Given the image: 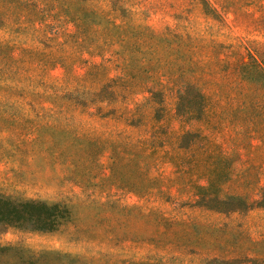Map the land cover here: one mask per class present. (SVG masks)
Segmentation results:
<instances>
[{
    "label": "rangeland",
    "instance_id": "374dc122",
    "mask_svg": "<svg viewBox=\"0 0 264 264\" xmlns=\"http://www.w3.org/2000/svg\"><path fill=\"white\" fill-rule=\"evenodd\" d=\"M123 7L129 25L111 29L118 17L96 18L100 50L64 69L54 59L77 54L65 44L73 25L50 10L39 21L36 9L0 0V38L46 59L38 77L51 93L77 82L86 92L127 73L112 85V117L66 108L37 114L47 123L38 132L28 124L0 129V195L69 211L51 232L0 226V264H264V209L253 207L264 184V85L240 72L264 58V0ZM87 63L104 67L88 73ZM185 84L203 96L186 91L193 107L203 106L198 119L175 113ZM202 193L237 197L251 209L207 210L196 204Z\"/></svg>",
    "mask_w": 264,
    "mask_h": 264
},
{
    "label": "trees",
    "instance_id": "16d2710c",
    "mask_svg": "<svg viewBox=\"0 0 264 264\" xmlns=\"http://www.w3.org/2000/svg\"><path fill=\"white\" fill-rule=\"evenodd\" d=\"M24 8L37 10V18L42 20L43 16L52 17L57 15L69 21L73 27V33L66 35V43L77 50V54L55 57L64 69L65 62L76 61L86 63L80 59L83 53L96 54L100 50L98 42L102 39L97 30L94 29L96 18L112 14L121 20L120 25L111 23V29H124L128 26L130 13L123 7L125 0H11ZM44 10H50L46 15ZM6 20L0 11V29L6 25ZM136 31V30H135ZM122 32V31H121ZM69 39V40H68ZM105 43V42H103ZM64 45V44H63ZM68 54V53H67ZM39 52L35 48L21 47L16 44L13 37L0 38V129L4 130L10 125H31L30 132H38L39 126L47 123L39 120L37 114L54 115L63 112L66 108L73 110L93 109L94 114L102 117H112L115 110L111 107L119 91L112 87L113 83L121 81L127 74L123 71L121 77H104L96 87L83 91L77 82L71 86V92L66 88L59 92H50V85L44 84L38 73H42L46 66V59H36ZM89 71L97 72L104 66L101 64H89ZM86 72V74H87ZM243 78L250 80V74L263 78L264 85V58L258 64L246 63L240 67ZM44 88V89H42ZM199 102L203 99L202 94L191 84H185L179 88L175 113H181L189 119H198L203 106L193 107L192 101L185 99L186 91L192 90ZM91 90V91H88ZM71 97V99L67 97ZM184 100V102H183ZM183 103L184 106L181 107ZM181 110V111H180ZM33 117H29L31 115ZM93 114V113H92ZM18 116V118L16 117ZM24 116V117H22ZM34 125V126H32ZM187 135V134H186ZM37 136V135H36ZM17 142L22 140L16 136ZM34 137V136H32ZM209 185V181H208ZM205 191L207 188L200 187ZM203 188V189H202ZM196 204L207 210L230 213L242 210H250L251 205L233 196L218 198L215 195L202 193L198 195ZM255 208L264 209V184L260 189L258 200L254 203ZM69 217L67 207L59 202L47 203L33 199H19L0 195V226L17 228L22 230L51 232L56 230ZM143 264V263H142ZM153 264V263H144ZM205 264H237L236 260L210 259Z\"/></svg>",
    "mask_w": 264,
    "mask_h": 264
}]
</instances>
